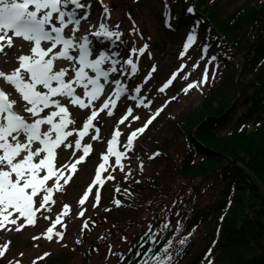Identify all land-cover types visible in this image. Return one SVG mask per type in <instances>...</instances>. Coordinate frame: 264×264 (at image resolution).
Wrapping results in <instances>:
<instances>
[{"label": "snow or ice", "instance_id": "1", "mask_svg": "<svg viewBox=\"0 0 264 264\" xmlns=\"http://www.w3.org/2000/svg\"><path fill=\"white\" fill-rule=\"evenodd\" d=\"M99 3L103 11L98 15L97 24L93 25L90 21L92 5L84 3V0H0V64L5 67L14 65L10 71L0 68V230L19 232L26 226H35L37 219L42 217L49 222V227L33 240L41 237L49 241L54 238L62 240L67 228L64 217L70 215V205L63 204L54 219L45 213H52L56 204L54 195L64 191L78 172V165L92 155L93 144L89 141L104 142L106 148L99 154L94 177L78 201L81 206L77 213L79 217L85 216L83 206L90 197L94 200V208L99 205L100 189L107 181L115 180L113 172L119 170L124 173L125 181L133 178L131 167L124 161L133 157L139 160L135 156L137 150L143 151L138 146L139 137L176 99L175 96L170 97L136 128H132L131 122L140 121L141 117L133 114L131 105L124 104V111L113 126L110 137L102 135L100 114L114 117L123 100L136 102V108H151L153 101L147 94H142V89L153 78L157 66H151L141 83L135 82V78L141 75V57L147 52L151 59L149 45L144 43L137 47L133 42L132 47L121 55L119 46L123 43V33L111 30L106 22L110 18V10L103 0ZM186 11L195 14L192 6ZM164 17L165 26L171 28L174 18L166 0ZM84 24L88 25V31L81 34ZM199 26L200 21L194 20L187 32L178 56L181 61H185V57L191 60L188 53L197 45ZM114 27L119 29L120 26ZM131 31L139 34L135 25ZM93 38L114 39L120 44L116 50L106 52L93 46ZM206 40L207 37L198 46L201 55L192 64L193 71L208 56L210 45ZM216 59L215 55L209 57L201 78L186 83L181 91L184 94L192 89L202 92V86L215 78V71L210 74L209 65ZM186 69L187 62H182L157 91L165 93L178 78L189 81L192 73ZM70 108H77L87 115L77 118ZM122 125L129 128L127 134L121 131ZM63 150L70 151L71 155L60 163L59 154ZM159 155V152H154L149 159ZM139 169L143 170L142 161ZM135 182L139 183L138 180ZM114 191L120 193L121 189L117 185ZM123 191L128 192L127 189ZM112 202L117 207L121 206L118 199L114 198ZM57 225L60 230H57ZM88 226L85 219L81 231ZM181 230L179 220L174 230L168 220L157 232H153L149 224L135 252L139 257L136 264H172L170 249ZM168 231H172L173 236L160 246L164 240L161 233ZM122 239L127 240L126 237ZM187 239L185 236L178 242L183 246ZM9 244L10 241L0 246V258L5 256ZM157 246H160L159 251H154ZM114 254L124 264V254ZM210 255L211 248L207 256ZM16 264L20 262L16 261ZM208 264L213 262L209 260Z\"/></svg>", "mask_w": 264, "mask_h": 264}, {"label": "rangeland", "instance_id": "2", "mask_svg": "<svg viewBox=\"0 0 264 264\" xmlns=\"http://www.w3.org/2000/svg\"><path fill=\"white\" fill-rule=\"evenodd\" d=\"M164 1L165 0H103V4L110 10V18L106 22L109 24L111 30H118L123 33L121 38L123 43L114 42V39L113 41H109L104 38H93V46L106 52L116 50L117 44H120L119 51L121 55H123L128 48L132 47L133 42H135L137 47L144 43L149 45L148 51L151 52V59H149L147 52L141 57L139 64L141 75L135 78L136 83H141L143 81V75L147 73L153 64L157 66V71L153 73V78L142 89V94H147L153 101L151 108H136V102L123 100L116 110L114 117L109 118L101 113L99 119L103 121L101 131L104 137H110L113 126H115L118 118L124 111V104L131 105L134 108L133 114L141 117L140 121L131 122L132 128H136L141 126L142 121L147 119V117L154 112L156 108L164 104L166 100L173 96L176 97V99L171 101L164 111L160 113L153 123L149 125L143 135L139 137L138 146L143 149V151L137 150L135 153V156H138L139 160L133 157L124 161L126 165L131 167L133 178L125 181L123 178L124 173H121L119 170L113 172L112 175L115 176V180L107 181L100 189L101 201L99 205L94 208L92 206L94 200L90 197L83 206L86 209L85 216L79 217L77 213L81 210V206L78 204V201L94 177L95 167L99 163V154L105 151L106 148L104 142L89 141L93 144L94 151L92 155L86 159V162L78 165V172L74 175L69 184L65 186L64 191L54 195L53 198L56 200V204L53 205L52 213H45V215H50L54 219L55 214L61 210L63 204L70 205L71 213L69 216L64 217V223L67 224V228L64 230V238L62 240L54 238L49 241L41 237L38 240H33L34 236H40L41 233H44L47 227H49V222L42 217L37 219L35 226H26L19 232L14 229L12 231L0 230V246L10 241L5 256L0 258V264H9V261H11L12 264H16V261H19L20 264H33V261H36V264H40L41 259H38L39 257L53 260L61 256L65 257V260L70 258L69 262H71V264H119L120 257L114 253H123L125 248L126 251L124 254L129 251L128 249L130 248L127 243L130 237H133L135 233L141 230L140 226H135L134 223H130V225L123 230V233L126 234L124 237H126L127 240L125 241L122 239L123 237H121L114 241L109 245L112 248L111 252H109V246L106 247L105 245L96 243L91 244L88 243V241L86 244H83L86 242L84 233L89 229L93 219L95 220L101 212L108 211L110 206L114 204L112 202L114 198L119 200L116 194L114 195L113 193L114 188L117 185L121 187L122 185L134 183L143 176L145 179L146 176L152 175L154 170H161L165 166L164 161L160 159L151 161L152 159H149V156L152 153L165 150L168 153L170 152L169 154H175L178 150L183 151L185 148L188 149V139L186 137L189 135L190 130L194 131L196 129L195 125L194 127L191 125V121L198 119L203 111L216 108L222 98H232L228 100V102L232 101L235 94H238V84L241 74L245 71L250 73L251 69L256 66V61L260 54L259 47L264 38V0H174L184 3L189 1V5L195 9V14H189L185 22L178 25H175L176 22L174 19V24L172 22L171 28L165 26V8L162 9L161 4ZM84 3H91L90 21L93 25H96L98 15L103 11L99 0H84ZM249 7L255 10L254 13L259 14L263 24L261 22L252 21V19L249 18V10H246ZM260 8L262 9L261 11L259 10ZM201 11H206V13L209 12L206 15L208 18L210 17L215 21L217 19L219 23L225 21L231 26V28L228 27V30L224 28V31H221L224 35L222 38H226L228 41L229 51L227 52H229V54L228 56L221 54L224 59L220 58V56H218L219 52L217 46L214 44L211 45L210 43L212 33L203 27H199L197 45H194L188 53L191 60L185 57V61H181L178 58L179 52L182 50L183 41L187 32L192 27L193 21L199 20L201 24L204 18L208 20ZM214 20L213 22L215 23ZM117 24L120 26L119 29H115L114 27ZM133 25L139 29V34L131 31ZM87 31L88 25L84 24L81 34ZM141 36L143 39H141ZM205 37H207L206 42L210 45L208 56L200 62V67L193 71L192 64L199 59L201 55L198 46L201 41H205ZM17 43H19V41H17ZM231 52L234 53L233 56ZM245 53L252 56L246 59ZM213 55H215L217 59L212 65H209V72L211 74L212 71H215V78L212 79L210 83L202 86V92L197 89H192L188 94H184L181 89L186 83L201 78L205 62ZM182 62H187L186 71L192 73L189 81H183L178 78L165 93H159L157 91L158 87L162 85ZM13 66L14 65L10 64L8 68L4 67L3 70L10 71ZM0 68H2L1 64ZM259 75H261L259 69L251 73L252 78ZM249 93L262 96L264 95V90L258 91L256 87H251ZM210 103L212 106H210ZM249 104L248 102H243L237 105V115L233 116L232 122L229 125L230 127L236 126L233 122L244 117L245 114H247V116L250 115L251 112L253 117L247 120V127L255 122V117H263L264 119V112L260 113V111H263V108L251 110ZM70 111L73 116L81 119L87 115L86 112L80 111L77 108H70ZM183 120L184 123L182 124ZM206 120L207 118L201 120L198 124L205 123ZM121 131L127 134L129 128L122 125ZM70 155L71 153L68 150L61 151L59 154L60 163H63ZM140 161L143 162L142 171L139 169ZM119 211L120 212L116 211V216H122L124 210L119 209ZM126 212L134 216V211L126 210ZM151 215V206L146 209L143 208L140 213V222L145 223ZM85 219L88 220L89 226L87 229L81 231L82 223ZM57 230H60L59 225H57ZM92 234V236H95V234L99 236L102 233L94 231ZM200 234L204 235L206 231ZM89 235H91V233ZM78 240L80 241L79 243L77 242ZM80 244L83 245L81 246ZM131 249L132 252H136V248L132 247ZM193 252H195L194 249ZM21 253L23 255H21ZM45 253H48V255L45 256ZM206 254H208V251ZM84 259H86V261H84Z\"/></svg>", "mask_w": 264, "mask_h": 264}, {"label": "trees", "instance_id": "3", "mask_svg": "<svg viewBox=\"0 0 264 264\" xmlns=\"http://www.w3.org/2000/svg\"><path fill=\"white\" fill-rule=\"evenodd\" d=\"M166 2L175 25L184 23L189 15L186 11L191 6L189 1ZM161 4L164 9L165 1ZM246 10H249L248 15L252 21L263 24L259 14L254 13L255 10L250 7ZM201 12L205 16L209 13ZM208 20L204 18L199 27L212 33L210 43L217 46L218 56L224 59L221 54L228 56L229 44L226 38H222L224 35L221 31L231 26L225 21L219 23L217 19H213L214 23L210 17ZM261 43L257 64L250 73L245 71L241 74L239 91L234 99L228 102L232 98H222L216 108L203 111L198 119L191 121L196 129L190 130L186 137L188 149L178 150L176 155L160 150V155L151 161L163 160L165 166L161 170H154L145 179L141 177L139 183L122 185L120 193L113 191L121 201V206L112 204L108 211L101 212L93 219L84 233L86 242L83 244L88 241L107 247L124 237L126 234L123 230L134 223L141 230L130 237L127 244L129 248L137 250L149 224L153 232H157L168 220L174 230L179 220L182 230L175 236L170 249L173 254L172 264H208L209 260L213 264H264V119L255 117L254 124L247 127V120L253 117L251 112L233 122L236 126H229L233 116L237 115L239 103H250L251 110L262 107L260 113L264 112V95L249 93L251 87H256L258 91L264 90V38ZM231 55L234 53L231 52ZM251 56L245 53L246 59ZM258 69L261 75L252 78L251 73ZM206 118L205 123L198 124ZM124 189L128 192H124ZM149 206L152 207V215L142 223L140 213ZM119 209L124 210L122 216H116ZM126 210L134 211V216ZM94 231L102 234L92 236ZM204 231L206 234L201 235ZM161 235L164 240H161L160 246L173 236V232ZM185 236L188 237L187 242L181 246L178 241ZM160 246L154 251H159ZM210 248L211 255L207 256L206 252ZM125 251L126 248L123 254ZM124 256V264L128 261L136 264L139 259L132 251H127ZM69 261L70 258L65 260L61 256L53 260L43 258L40 264H71ZM119 264H122L121 260Z\"/></svg>", "mask_w": 264, "mask_h": 264}, {"label": "bare ground", "instance_id": "4", "mask_svg": "<svg viewBox=\"0 0 264 264\" xmlns=\"http://www.w3.org/2000/svg\"><path fill=\"white\" fill-rule=\"evenodd\" d=\"M9 65H10V64H9ZM9 65H8V66H9ZM1 66H2V68H4V67H5V66H4V65H2V64H1ZM8 66H7L6 68H8Z\"/></svg>", "mask_w": 264, "mask_h": 264}]
</instances>
